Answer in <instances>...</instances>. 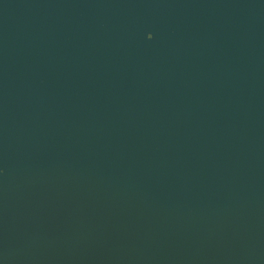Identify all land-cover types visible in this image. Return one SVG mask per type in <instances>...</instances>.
I'll list each match as a JSON object with an SVG mask.
<instances>
[{"label":"water","instance_id":"95a60500","mask_svg":"<svg viewBox=\"0 0 264 264\" xmlns=\"http://www.w3.org/2000/svg\"><path fill=\"white\" fill-rule=\"evenodd\" d=\"M0 264H264V0H0Z\"/></svg>","mask_w":264,"mask_h":264},{"label":"snow or ice","instance_id":"6c2138e0","mask_svg":"<svg viewBox=\"0 0 264 264\" xmlns=\"http://www.w3.org/2000/svg\"><path fill=\"white\" fill-rule=\"evenodd\" d=\"M148 38H149V39H152V38H153L152 33H149V34H148Z\"/></svg>","mask_w":264,"mask_h":264}]
</instances>
